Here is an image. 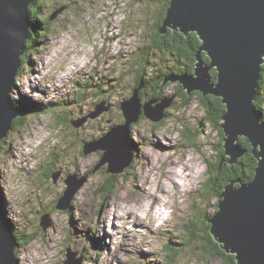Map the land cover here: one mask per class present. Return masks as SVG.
I'll list each match as a JSON object with an SVG mask.
<instances>
[{
    "label": "clouds",
    "instance_id": "clouds-1",
    "mask_svg": "<svg viewBox=\"0 0 264 264\" xmlns=\"http://www.w3.org/2000/svg\"><path fill=\"white\" fill-rule=\"evenodd\" d=\"M37 2L26 0L21 11L11 0H4L3 31L22 45L17 49L16 68L7 91L12 115L6 131L0 135L3 140L0 144V203H3L7 220L12 225L11 237L14 240L10 253L8 244L0 240V264H65V249L68 248H73V255L68 257L67 264L70 261L71 264H81L85 258L89 264H113L114 260H119L120 264H169L171 257L167 245L169 239H176L173 228L182 204L181 196L186 190L191 191L194 184L207 183L203 177L214 162L209 146L220 143L222 138L215 130L199 133L196 122L205 117L202 106L196 104L195 96H181L176 100L177 94L169 93L163 83L160 85L162 96L165 99L171 96L172 100H176V106L160 104L152 108L151 104L145 105L148 116L149 107L160 108L159 118L150 116L152 120H160L159 124L141 117L139 96L135 100L137 111L132 117L128 115L127 124L123 115L116 111L118 105L124 104L125 107L129 104L130 90L135 87L132 66L125 60L131 59L129 53L135 51L139 43L149 42L145 33L155 22V14L146 17L134 0H44L41 10L45 15L52 16L51 20H46L33 11L32 5ZM166 6L167 0H159L155 12ZM168 24L182 27L174 22ZM33 30L38 34L42 30L43 36L35 51L29 52V62L24 63L20 57ZM148 36H151L150 32ZM121 53H124L123 59ZM257 55L259 74L261 65H264V51H259ZM113 58H116L115 63H112ZM102 68L105 72L116 69L113 75L120 77L118 86L104 90L103 95L91 88L82 91L85 78ZM206 79L208 89L218 88L219 84L209 83ZM149 99L154 97L149 94ZM25 100L36 106H26L23 103ZM251 105L259 113L257 128L264 127V107L255 106L253 97ZM92 106L97 109L107 107L109 112L101 119L84 124L83 129L76 133L77 139L72 142L69 154L53 162L52 157L59 156L66 148V129L61 123L48 118L46 110L55 107L61 120L70 119L81 124ZM21 108H26L29 114L14 125L13 117ZM132 121H136L134 126ZM173 121H180L176 124L180 133L192 132L191 138L182 137L173 130ZM117 127L127 129L128 138L134 145L125 164H132L135 172L125 171L116 176L99 219L88 214L90 220L86 229L93 239L102 240L106 247L99 250L85 241L83 249L87 255L81 256L73 247L79 243L75 231L80 220L78 209L82 205L95 207V201L85 200L81 190L87 177L95 175L94 167L86 163L87 156L82 145H87V152L105 149L107 155H104V161L112 162L108 158L109 146L92 149L88 146L100 144ZM241 132L250 136L257 145H264L258 136L254 140L250 131L235 132L234 136L228 132L223 139L227 143L231 139L233 145ZM190 149L199 152L195 162ZM258 153L264 160V152ZM177 154L180 155L178 162ZM49 166L54 168L56 183L48 177ZM85 167L87 171H84ZM108 173L105 168V180ZM69 176L81 183L65 190L59 181ZM38 177L44 179L38 180ZM256 178L257 175L250 177L247 182L241 178V182L243 185L251 184ZM234 184V189L241 188ZM135 188H139V193L134 191ZM102 190L103 184L95 186L97 194H101ZM61 197L68 198L67 206L71 207L76 222L73 229L63 224V217H58L55 211L56 201ZM196 207L199 210L211 208V196L206 197L204 208L196 200ZM41 211L51 221L43 229L38 222ZM50 227L56 229L52 239L48 238ZM69 231L72 238L65 235ZM228 246L233 250L232 246ZM127 250L134 251L135 261L120 255ZM233 251L239 254L237 250ZM141 253L148 255L142 256ZM177 262L196 264L188 249L176 256L173 264Z\"/></svg>",
    "mask_w": 264,
    "mask_h": 264
},
{
    "label": "water",
    "instance_id": "water-1",
    "mask_svg": "<svg viewBox=\"0 0 264 264\" xmlns=\"http://www.w3.org/2000/svg\"><path fill=\"white\" fill-rule=\"evenodd\" d=\"M11 2L22 11L26 0H11ZM3 12L4 0H0V135H3L6 131L12 115V106L7 91L12 83V76L16 68L17 49L22 45V42H18L4 33L2 27ZM168 22L181 25L184 29L179 26H176V28H180L185 35L190 32H197L202 43L196 53L195 73L171 74L165 77L162 83L165 81L180 82L188 95L199 91L204 96L216 95L221 97L222 102L227 105V109L221 118L224 137L228 135V132L230 136H234L235 132L250 131L253 133L254 140L258 136L261 141H264V127L257 128L256 125L259 113L251 105L252 97L253 101L256 99L257 87L260 83L261 71L258 74L259 57L257 54L259 51H264V0H171L161 27L162 33L167 32L168 26L175 29ZM27 41H25V48H27ZM204 51L210 56L211 62L209 64H206L203 60ZM213 68L217 69L219 76L216 84L212 82L209 74V70ZM206 77L209 83L219 84L218 88L208 89ZM193 79L199 81H193ZM141 82L143 84H139L134 89L131 101L125 105L126 109L122 104L124 115L127 117L125 124L128 123V115L132 117L137 111L135 100L137 96L140 98L139 92L145 86L143 79H141ZM170 100L171 103H169ZM153 101L156 102L151 100L143 103L140 98V115L145 114L151 120L152 117L150 116L159 118L160 108H152H156L160 104L170 107L174 100L163 98L161 101H157L155 106L149 107L150 116H148V108L145 107V104H152ZM105 109L107 107L103 109L96 108L91 112V115H87L83 123L90 116L96 117ZM23 112L18 109L13 120L22 115ZM227 112L229 114L226 120ZM92 113L98 114L93 115ZM152 121L158 122L160 120ZM71 123L76 127L83 124L74 123L72 120ZM131 123L134 124L136 121ZM240 137L248 138L253 147L254 155L258 159L255 174L257 178L251 184L243 185L241 180L237 179L225 186L219 196L217 215L214 214L207 222L211 224L210 233L213 238L222 244V248L226 253L235 255L237 264H264V160H261V157L258 156L261 155L260 153L257 154V152H264V145H257L244 132L239 133L233 145L231 139L228 143L227 140L223 139L225 156L220 168L226 156L229 157V163L235 164L239 158L246 154L247 150L239 143ZM129 144L127 129L117 127L100 144L89 145V149L109 146L108 158L112 159L113 162L112 164L111 161H104V155H107L105 149H93V151H104L103 157L95 167V172L107 163L109 172L121 173L125 171L131 165L125 164L130 158ZM84 149L85 154L93 152H87V145H84ZM233 182H235L234 186L240 183L235 187L241 188L234 189L232 187ZM66 183L68 184L67 189H70L74 184H80L81 182L69 176ZM62 199L64 197L59 199L57 208L68 210L70 208L67 206L68 198ZM46 215L41 218L43 228L51 224ZM11 230L12 228L0 203V240H4L8 244L7 250L9 253L11 244L14 243ZM228 245L232 246L233 250H237L239 254L230 250ZM72 251V248L67 249L65 264H67L68 257L73 255ZM69 264H71V261ZM81 264H83V259Z\"/></svg>",
    "mask_w": 264,
    "mask_h": 264
},
{
    "label": "rangeland",
    "instance_id": "rangeland-1",
    "mask_svg": "<svg viewBox=\"0 0 264 264\" xmlns=\"http://www.w3.org/2000/svg\"><path fill=\"white\" fill-rule=\"evenodd\" d=\"M40 1H41V5H42L44 3V0H40ZM134 3L139 7V11L144 13V15L146 17L149 15L155 14V18H157V16L160 13V11L155 12V10L159 7V3L157 1L155 2L154 0H134ZM67 10L68 9L66 8L65 11H67ZM61 15H64V12H61ZM40 16L47 20L49 15H45L44 12L42 11V14ZM151 26H152V24L148 27V30L145 33V39L148 40L149 42H143L142 41L141 43H139L136 46L135 51L129 53L131 59L125 60V63L130 64L132 66L131 71H132V73H134V77H138L139 74L144 72V74L147 75V78H149L151 80L152 85L156 86V79L155 78L157 76H159L160 73L166 71L167 66L169 64H172V62L175 61V59L173 58V56L171 54H168L167 52L160 51L158 48H156V47L154 48L151 45V42H152L151 39H152V33H153V31L150 29ZM167 28L174 30V31H176L177 29L179 31H181L179 28L173 29L170 26ZM40 32L41 33L36 37V39H37L36 47L39 46V40L43 36V31H40ZM149 32L151 33V36H148ZM200 46H201V44L199 45V47ZM199 47H198V49H199ZM198 49H197V51H198ZM197 51H196V53H197ZM29 52H33V51H30V49L27 51V57L24 58V63L29 62ZM123 58H124V53H121V59H123ZM115 59L116 58L112 59V63H115ZM105 63L107 64L108 61H106ZM169 66L171 67L173 65H169ZM115 71H116V69L113 68L111 70V72H105L102 68L99 72H93L90 77L85 78L84 87L81 90L83 91L84 89L91 88V89L95 90L96 92L100 93L101 95H103L104 90H108V89H111L115 86H118L120 77L113 75V73H115ZM171 74H174V73H171ZM165 77H167V76H165ZM164 78H163V80H164ZM157 79H158V77H157ZM163 80H162V82H163ZM175 83L176 82L165 81L163 83V85H164V87L167 88L169 93H174V91H176V89H177V85ZM139 84L141 85V84H143V82H141V83L139 82ZM148 89H149L148 92H152V88H148ZM132 90L133 89L130 90V97L132 96ZM191 97H193V96H190L189 98H191ZM195 97L197 98L196 104H197V106H202V108H203L202 114L205 117L204 119L198 120L196 122V127H197L199 133H205L206 130H207V132L210 133L212 130H215L217 135L222 138L221 141L223 142V135L220 133V130H218L217 126L214 125V123H212L210 121V119L206 116L207 111L205 109V106L202 105L200 98L198 96H195ZM146 98H143V101ZM169 98H171V96ZM179 99H180V97L177 98V100H179ZM159 101H161V100H159ZM175 102H176V100L173 101V103L170 107L176 106ZM23 103L25 105H31L32 104V102L28 101V100L23 101ZM32 106L35 107L36 105L32 104L31 107ZM120 106H121V104L117 106L116 111L119 114L123 115V119L125 122V116H124L123 111H122ZM94 108L95 107L92 106L91 111ZM46 111H47L48 118L55 120L58 123H61L62 126L64 127V129H66V137H67L66 148L60 152L59 156L54 155L52 157L53 162H55V160L61 159L64 156H67L69 154V151L72 148V142L77 139L76 133L79 130L83 129L84 124H87L91 120L101 119L102 117H104L105 115L108 114L109 109L107 108L105 110H102V112H100L99 115L96 117L90 116L88 118V120L79 127L73 126L70 123V121H71L70 119L61 120L57 116L55 107H49ZM90 115H91V113H90ZM145 118L148 119L147 116ZM117 119H119V116L117 117ZM149 120H151V119H149ZM14 122H15V120H14ZM152 122L155 124L160 123V122H155V121H152ZM178 123H180V121H173V123H172V129L173 130L177 131V133L182 137L186 133L192 136L193 133L190 131L186 132V133H180L179 129L176 128V124H178ZM221 123H222V121H221ZM201 138L203 139L204 137H201ZM0 142L3 143V140H0ZM2 143H0V144H2ZM130 144H131V141H130ZM82 147H84V146L82 145ZM132 147H134V145H132ZM220 149H221V142L216 144L215 146H212V145L209 146V151L214 154V162L217 159V155L219 154L218 152ZM189 152H190V155H192V157H193V162H195L196 158L199 156V152L197 150H194V149H190ZM86 156H87L86 163L91 164L93 167H95V165L98 164L100 162L101 158L103 157V150L102 151H100V150L99 151H93L89 154H86ZM226 157H228V156H226ZM228 159H229V157H228ZM179 160H180V155L177 154L176 155V161L178 162ZM169 164L171 165V160H169ZM106 167H107V165L100 168L99 170H97L95 172V175H89L87 177L86 182L84 183V186L81 189L84 193V199L85 200H94L95 201V207L94 208L87 206V205H82L78 209L80 220H79L78 227L75 228V231H76V237H77L79 243L74 245L73 247L81 256L87 255L83 249V243L85 241H87L90 246H94L99 250H103L106 247V245L103 244L102 240L93 239L91 237V234L89 233V231L86 229L85 226L90 220V216L88 214L95 215L99 219L101 213L104 212L105 201L108 199L109 193L112 190V184L114 183L116 176L121 175L125 171L135 172V167L131 164V166L128 167L127 170L125 169V171H123L121 173L108 174V179L105 180L104 169ZM210 169L211 168H209L208 174L205 177H203V179L207 180V183H204L202 185H195L194 184L192 186L191 191L186 190V192L181 196L182 204H181L180 209H179L177 223L173 228V231L176 233V239L175 240L169 239V242L167 245L168 252L171 255L172 254L175 255V257L173 259L169 260V264H173V262H170V261L175 260L176 256L178 254L182 253L184 251V249L190 250L192 257L196 260V264H234V263H231L229 260H230V257H235V255L231 254V253H226V251L224 249H223V251L226 253V255L221 254L220 248L222 247V244L220 242L216 241L213 238L211 233H210L211 235H207V232H205L206 231L205 230L206 224L208 223L207 220H209L219 210L218 200L220 201L219 196H220V193L222 191L220 188H218V185L216 184L217 181H219V180L218 179L215 180L216 176L210 174ZM87 170H88L87 167H85L84 171H87ZM53 173H54V168L49 166L48 177H50L52 179L53 183H56L57 181L54 179ZM141 178H143V176ZM37 179L38 180L44 179V177H38ZM66 179H61L59 181V183H61L65 187V189L67 187ZM165 179H167V178H165ZM100 184H103V190H102L101 194H97L95 192V186L100 185ZM213 184L216 185L217 190H213ZM236 186H238V185L236 184ZM134 191L139 193V188H135ZM201 193H202V195H201ZM125 195H127V193H125ZM208 196H211L212 207L208 208L206 210L197 209L196 200H199L201 208H204V205L206 204V197H208ZM58 201H59V199L56 201V204H55V211L57 212L58 217H63L62 223L66 224L70 229H73L76 222L73 220V217H72V209L70 208L69 211L58 209L57 208ZM3 208H4V205H3ZM4 211H5V208H4ZM5 213H6V211H5ZM209 213L211 215H209ZM45 214L46 213L41 211V213L39 214V217H38V222H39V225L42 229H43V227L41 226V218ZM11 228H12V226H11ZM54 235H56V229H55V227H50L48 238L52 239V237ZM65 235H67L69 238H72V232L71 231H69ZM217 248H219V249H217ZM120 255L124 256L129 261H135V259H136V256H135L133 250L122 251L120 253ZM141 255L147 256L148 254L147 253H141ZM66 259H67V249H65V260ZM233 262H235V264H237V261L235 258H234ZM83 264H89V260L86 258L83 259ZM113 264H120V262H119V260H114ZM177 264H179V262H177Z\"/></svg>",
    "mask_w": 264,
    "mask_h": 264
},
{
    "label": "trees",
    "instance_id": "trees-1",
    "mask_svg": "<svg viewBox=\"0 0 264 264\" xmlns=\"http://www.w3.org/2000/svg\"><path fill=\"white\" fill-rule=\"evenodd\" d=\"M169 4H170V0H168L167 6L164 7L163 15L161 13L162 11L160 10V13L157 16V18L162 19L164 16L166 17L167 8L169 7ZM40 5H41V1L40 0H38L37 3L32 5L33 11L38 16H40L42 14V10H41ZM51 18H52V16L49 15L47 20H50ZM160 26L162 27L161 24L159 25V27ZM159 27H158V32H160ZM169 30L171 32H174V34L172 35V36H174V41L172 40V42H171L172 43V47H174V49L177 51V53L182 54L183 56L186 55L188 57L187 61L190 64V65H188V67L190 68L189 72H194L195 63H196V59H195V55L196 54H195V52H196V48L199 46L198 44H200L201 39L198 37V34L196 32H190L189 33L191 36L188 37L186 43H187V45H189L190 48L194 49L195 52L192 54L190 49L186 51L187 48H184V42H185L184 35L185 34L182 33L181 31H179L178 29L176 31L171 30V29H169ZM176 32H178V33H176ZM39 34L37 33L36 30L32 31V36L27 41V48L25 50V55H24V57L22 59L23 62H24V58L27 57V51L29 49H30V51H34L35 50L36 44H37L36 37ZM170 38H169V41H170ZM201 43H202V41H201ZM164 44H165V42H162V44L160 46H164ZM188 51H190V52H188ZM170 68H172V66ZM211 74H212L213 81H216L217 78H218L217 77V74H218L217 70L216 69H212L211 70ZM169 75L170 74H168L167 76H169ZM220 98L212 97V99H208V98L204 97L202 94L200 95V100L202 102V105L205 106V109L207 110L208 114L211 115L210 118H209L210 121L212 123H214V125L217 126L218 130H220L221 134L224 137V130L221 128V121H222L221 118H222V116L224 115V113L226 111V105L222 102V98L221 99ZM147 101H149V100H147ZM255 104H256L257 107H264V65H262L261 79H260V84H259V87H258V97H257V99L255 101ZM31 105H26V106L31 107ZM32 107H34V106H32ZM221 107H223L221 114L220 115H216L215 112L217 110H219ZM21 109H22V111H24L23 115H21V116H19V117H17L15 119V122L13 123L14 125L19 123V122H22L26 118V115H28V111H27L26 108H21ZM121 109H122V107H121ZM122 111H123V109H122ZM123 114H124V112H123ZM184 136H187L189 139L191 138V135H189L187 133L184 134ZM239 143L243 146L244 149L247 150V152L241 158H239L237 163H235V164L229 163L228 162V157H226L225 161L222 164V167L220 168L222 160H223V158L225 156L224 141L223 142L221 141V149L218 152L219 154L217 155V159L210 166V168H211L210 169V174L216 176L215 180H217V179L219 180V181H217L216 184L218 185V188H220L222 191L224 190L225 186H227L233 180H237V179L241 180V178H243V181L247 182L250 177H254L255 174H256V168L258 166V159L254 155L253 147H252L251 143L249 142L248 138H246V137H240ZM239 184L240 183H237V185H239ZM216 188H217L216 185L213 184V190H217ZM222 191H221V193H222ZM221 193H220V195H221ZM70 208L68 209V211L70 210ZM210 228H211V224L209 223L208 224V229H207V235L210 234ZM217 249H219V248H217ZM220 250H221V252H220L221 254L226 255V253L223 251L222 247L220 248ZM170 256H171V259H173L175 257L174 254H172V255L170 254ZM234 258L235 257H230V260L229 259L228 260L231 263L235 264V262H233ZM170 262H173V261H170Z\"/></svg>",
    "mask_w": 264,
    "mask_h": 264
},
{
    "label": "flooded vegetation",
    "instance_id": "flooded-vegetation-1",
    "mask_svg": "<svg viewBox=\"0 0 264 264\" xmlns=\"http://www.w3.org/2000/svg\"><path fill=\"white\" fill-rule=\"evenodd\" d=\"M155 2L157 1L158 3H159V0H154ZM167 4H168V0H167ZM161 13H162V15H163V11H164V8L163 9H161ZM164 18H165V16L162 18V19H160V18H155V22L154 23H152V26L150 27V29L153 31V33H152V39H151V45L155 48H158L160 51H163V52H167L168 54H171L172 56H173V58L175 59V61H173L172 62V64H169V65H173L172 66V68H170V66L168 65L167 66V70L166 71H164V72H162V73H160V75L159 76H157L158 77V79H157V77L155 78L156 79V86H153L152 85V83H151V80L149 79V78H147V75L146 74H144V72L143 73H141V74H139V76L138 77H134V84H135V87H133L132 89V94H133V91H134V89L136 88V87H138V84H139V82L141 81V79H143L144 80V83H145V86L140 90V92H139V94H140V98H141V100H142V102L144 103L145 101H147V100H150L149 99V94H151L152 95V97H154V99H152V100H155L156 101V103H157V101H159V100H162L164 97L162 96V94H161V91H160V85H161V82H162V80H163V78L165 77V76H167L168 74H171V73H174V74H186V73H194V72H189V67H188V65H190L189 64V62L187 61L188 60V57L186 56V55H182V54H179V53H177V51L174 49V47H172V40L174 41V36H172L173 34H174V32H171L169 29L167 30V32L166 33H162L161 32V26L159 27V25L161 24L162 25V23H163V20H164ZM158 27H159V30H160V32H158ZM179 32V31H178ZM178 32H176V33H178ZM182 34V33H181ZM193 35V34H192ZM191 35L189 34V35H184V37H185V42H184V48H187L186 49V51L187 50H189L190 49V51H191V53L193 54L195 51H194V49H192V48H190L189 47V45H187V43H186V41H187V39H188V37H190ZM171 37V38H170ZM169 38H170V41H169ZM162 42H165V44H164V46H160L161 44H162ZM200 44H201V41H200ZM200 44H198V45H200ZM160 46V47H159ZM199 47V46H198ZM197 47V48H198ZM197 48H196V51H197ZM190 51H188V52H190ZM195 54H196V52H195ZM180 56V57H179ZM193 57V56H192ZM191 58V57H190ZM203 58H204V60L207 62V63H209V60H210V58H209V56H208V54L206 53V52H203ZM195 59H197L196 58V55H195ZM161 79V80H160ZM213 80V79H212ZM176 85H177V89H176V91H174V93H176L177 95H176V100H177V98L178 97H181V96H183V97H186V98H189L190 96H198L199 98H200V95H201V92H199V91H195V92H193L192 93V95H188L187 94V92H186V90L184 89V87L182 86V84L180 83V82H176L175 83ZM148 88H152V92H148ZM204 96V95H203ZM147 97V98H146ZM204 97H206V98H208V99H212V97H218V96H215V95H206V96H204ZM143 98H146V99H144V101H143ZM218 98H220V97H218ZM221 99V98H220ZM176 103V102H175ZM93 107H95V106H93ZM173 107V106H172ZM96 109V107L91 111V112H93L94 110ZM222 109H223V107H221L219 110H217L216 112H215V114L216 115H220L221 114V112H222ZM207 111V110H206ZM91 112H89V114L91 113ZM206 116L208 117V118H210V114H208V112L206 113ZM213 116V115H212ZM141 117H143V118H145L146 116L144 115V114H142L141 115ZM149 119V118H148ZM70 123H71V121H70ZM72 124V123H71ZM135 124V123H134ZM133 124V125H134ZM73 126H75L74 124H72ZM221 133V132H220ZM2 143V142H1ZM84 146V145H83ZM84 148V147H83ZM100 151H102V150H100ZM103 154H104V151H103ZM107 165V164H106ZM106 165H103L102 167H104V166H106ZM97 166V164L95 165V167ZM131 166V165H130ZM129 166V167H130ZM95 167H94V169H95ZM101 167V168H102ZM107 169H108V165H107V167H106ZM128 168H126V170H127ZM99 170V169H98ZM108 174H114V173H112V172H109ZM208 224L209 223H207L206 224V232H207V229H208ZM11 225V224H10ZM12 226V225H11ZM210 235V234H209ZM21 237H22V235H21Z\"/></svg>",
    "mask_w": 264,
    "mask_h": 264
},
{
    "label": "bare ground",
    "instance_id": "bare-ground-1",
    "mask_svg": "<svg viewBox=\"0 0 264 264\" xmlns=\"http://www.w3.org/2000/svg\"><path fill=\"white\" fill-rule=\"evenodd\" d=\"M170 4H171V0H170ZM170 4H169V7H170ZM168 7V8H169ZM168 8H167V10H168ZM172 26V25H171ZM169 27V26H168ZM175 29H177L176 27H175ZM180 29V28H179ZM197 33V32H196ZM198 34V33H197ZM25 50H26V48H25ZM205 52V51H204ZM207 53V52H206ZM208 54V53H207ZM24 55H25V51H24V53H23V55L21 56V60L23 59V57H24ZM209 56V55H208ZM209 58H210V56H209ZM203 60H204V58H203ZM205 61V60H204ZM196 62H197V60H196ZM211 62V59L209 60V63ZM205 63L206 64H209V63H207L206 61H205ZM195 68H196V63H195ZM213 69H216V68H213ZM212 70V69H211ZM211 70H209V74H210V76H211V78H212V74H211ZM217 70V69H216ZM195 69H194V73H195ZM217 73H218V71H217ZM261 73H262V67H261ZM217 80L216 81H213L212 80V82L213 83H217L218 82V79H219V76H218V74H217ZM260 79H261V74H260ZM260 84V83H259ZM139 86V85H138ZM259 87V86H258ZM258 87H257V96H256V99H257V97H258ZM216 96V95H215ZM256 99L253 101V103H254V105L256 106V104H255V101H256ZM223 100V99H222ZM149 101H151V100H149ZM149 101H147V102H149ZM146 101L144 102V103H147ZM157 103L156 102H152V104H151V106H155ZM146 105V104H145ZM226 105V104H225ZM227 106V105H226ZM121 107H122V104H121ZM227 109V108H226ZM20 110H22V109H20ZM124 112V111H123ZM23 115V114H22ZM145 115V114H144ZM21 116V115H20ZM125 116V115H124ZM146 116V115H145ZM19 117V116H18ZM16 119V118H15ZM14 119V120H15ZM14 120H13V123H14ZM125 121L127 122V117L125 116ZM155 122H157V121H155ZM158 122H160V121H158ZM0 140H2V139H0ZM132 143L131 144H129V147L131 148L132 147ZM86 181H84L83 183H85ZM236 186V185H235ZM67 187H68V184H67ZM67 187H66V189H67ZM65 189V190H66ZM1 208L3 209V212H4V214H5V216H6V213H5V211H4V208H3V203H1ZM7 218V217H6ZM8 221V220H7ZM8 223L10 224V222L8 221Z\"/></svg>",
    "mask_w": 264,
    "mask_h": 264
}]
</instances>
